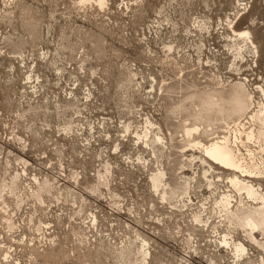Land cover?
Wrapping results in <instances>:
<instances>
[{"label": "rangeland", "instance_id": "1", "mask_svg": "<svg viewBox=\"0 0 264 264\" xmlns=\"http://www.w3.org/2000/svg\"><path fill=\"white\" fill-rule=\"evenodd\" d=\"M238 81L264 89V0H0V264H246L198 162L190 197L151 180L192 174L183 120Z\"/></svg>", "mask_w": 264, "mask_h": 264}, {"label": "bare ground", "instance_id": "2", "mask_svg": "<svg viewBox=\"0 0 264 264\" xmlns=\"http://www.w3.org/2000/svg\"><path fill=\"white\" fill-rule=\"evenodd\" d=\"M104 1L98 0L100 4ZM235 35L242 39L245 46L247 42L253 45L249 31H236ZM254 88H259L264 97L261 86ZM254 88L250 91L245 83L238 81L228 87L220 84L198 93L199 101L195 105L194 115L183 120L182 137L186 144L181 152H192L184 157L190 164L192 174L178 176L179 185L171 188L166 181V171L159 167L151 180L155 190H160L162 199H166L168 189H171V196L179 194L178 197H188L200 175L199 170L193 168L198 162V166L202 167V179H206L213 188V196L217 195L214 199L215 212L226 226L218 239L219 243L229 248L235 259L243 260L246 264H264L263 255L258 263L252 261L246 243L234 235L236 230H241L251 244L264 252V191L261 184L251 180L264 179V100L255 99ZM146 123L153 125L150 120ZM201 136L207 139L206 142L200 139ZM145 137L148 139L145 142L147 145L166 146L160 128ZM213 164L229 171L230 176L216 175L220 171ZM222 183L226 184L227 189L221 193ZM195 216V221L199 224L203 222L201 214ZM203 223L206 225L208 221Z\"/></svg>", "mask_w": 264, "mask_h": 264}]
</instances>
